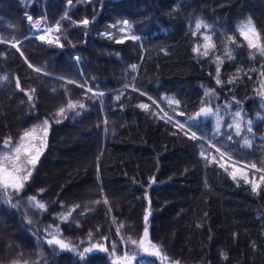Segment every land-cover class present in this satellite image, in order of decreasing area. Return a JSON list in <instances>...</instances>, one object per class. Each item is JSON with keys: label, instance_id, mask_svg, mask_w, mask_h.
<instances>
[{"label": "trees", "instance_id": "16d2710c", "mask_svg": "<svg viewBox=\"0 0 264 264\" xmlns=\"http://www.w3.org/2000/svg\"><path fill=\"white\" fill-rule=\"evenodd\" d=\"M242 30L264 48V0H0V164L48 121L23 189L0 184V264H162L146 208L169 260L264 264V53Z\"/></svg>", "mask_w": 264, "mask_h": 264}, {"label": "snow or ice", "instance_id": "6c2138e0", "mask_svg": "<svg viewBox=\"0 0 264 264\" xmlns=\"http://www.w3.org/2000/svg\"><path fill=\"white\" fill-rule=\"evenodd\" d=\"M69 4H71V0H69ZM28 19H29V21H31L32 18L28 17ZM80 23L82 25L86 26L89 23V21L87 19H84ZM123 24H124L125 28L128 27V22L127 21H124ZM248 24L249 25L251 24L250 19H249ZM201 27H208V26L207 25H202L201 23H197L196 24V29L197 30H199ZM244 27H247V25H245ZM250 31L252 32L253 36H258V34L255 33L254 28L250 29ZM241 35H243L244 38L246 40H248L249 47L258 48L259 51L264 53V48H260L259 45L253 43V40L249 38L248 32H245V31L242 30L241 31ZM128 38L129 37H125V39H128ZM130 38L133 39V40L138 39V37H136V36H132ZM39 39L41 41H44L45 40V36L41 35L39 37ZM204 39L206 41H210L211 37H204ZM53 42L54 41H51V40L48 41V43H53ZM123 42H124L123 40L118 41V43H123ZM60 47H63V45H60ZM209 47H212V45L205 44L204 45L205 51H203V53L200 52L199 47L194 48L193 51H194V53L207 56L208 55L207 49ZM228 58L232 59L231 54L228 55ZM75 59L78 60V58H75ZM221 63H223V61H221L219 59V57H217V77H219V71H220L219 64H221ZM132 68L135 69L136 66L133 65ZM36 71H39V69H37ZM216 82H217V84L221 83L219 78H217ZM229 83H231V81H229ZM89 91H90V89H89ZM206 95H209V93H206ZM213 95H214V93H213ZM29 98L31 99V97H29ZM117 99H119V97H117ZM68 107L69 108H75L76 105L70 103ZM80 107L83 108V105H80ZM141 107L147 108V105H141ZM64 111L65 110L63 108L60 109V113L61 114ZM210 114L211 115H217V113H213L211 111V109H208V110H203L202 109L201 113H198L197 116H195V117L186 118L185 122L187 123L189 121H192L193 122V126H195V122H197L199 120V117L201 115L208 116ZM181 115H183V113H181ZM240 116H241L240 112H236L235 113V117L239 118ZM57 122H59V121H57ZM217 124L219 125V119L217 121ZM248 125L249 126H248L247 131L251 132V121L248 122ZM181 127H183V126L181 125ZM229 127H232V125H229ZM235 130H236V134L239 135L240 131H241L239 123L235 124ZM34 132H35V130L30 131V132H25L23 134V136L21 137L20 146L15 148V157H8V156L5 157V160L8 162L9 167L11 169H14L15 174H14L13 171L9 170V167L0 166V173H2V175H0V184H2L5 189L11 187L12 189H14V190H16L18 192L21 189H23L24 184L29 180V178L31 176L32 169L35 167L36 163L38 162L39 156L41 154V148H42V146L44 144V138H46L47 133H48V121H44V128H43L44 137H37V136L34 135ZM190 138L193 139V140L197 139L196 134L192 133ZM228 139L231 140V136H229ZM25 140H30V143L28 145H25L24 144ZM37 140H39L40 146H37V144H36ZM8 143H10V141H6L5 142L6 145ZM244 143H245L246 146H250V143H249L248 140H245ZM21 154H23V159L21 157ZM221 155H223V154H221ZM21 165H23V168L21 167ZM220 167H224V165H220ZM250 167L252 169H255L256 165L252 164V165H250ZM231 175H232L233 179H236L237 171H233ZM243 178H244L246 183H249L246 173H243ZM260 181L264 182V175H262L260 177ZM258 187H259L258 183H252L253 191H256ZM29 199H30V201H33V202L35 201V197H31ZM105 203H106V201H105ZM35 206L38 207L39 209H44L45 208V205H43V204H36ZM70 216H71V213H69L68 216H62L60 218H61L62 221H67L70 218ZM148 219H149V216H148V214H146L145 217H144L145 228H144L143 238L140 240L139 245H138L139 247L143 248V250L145 252L148 251V247L144 246L145 245V241H146V239L148 238V235H149L148 226H147ZM117 231L119 232V229H117ZM130 242L132 244H136L137 243L136 241H130ZM47 244L59 246L60 249L69 248V245L64 243V241L59 240V239H55V238H53L51 240H47ZM149 246L152 247V248H156L155 245H149ZM95 247H97V246L94 245L93 248H95ZM93 248L85 249V252H91L93 250ZM113 249L115 250V245H113ZM101 250L107 251L106 248H101ZM161 252H162V250L156 248L155 252H153L152 254L156 255V256H159L160 260H161V262L163 264V262L166 261L168 258L166 256L162 255ZM122 259L124 260V262L126 264L128 258L124 257ZM117 264H119V261H117ZM177 264H178V262H177Z\"/></svg>", "mask_w": 264, "mask_h": 264}, {"label": "rangeland", "instance_id": "374dc122", "mask_svg": "<svg viewBox=\"0 0 264 264\" xmlns=\"http://www.w3.org/2000/svg\"><path fill=\"white\" fill-rule=\"evenodd\" d=\"M34 29H35V31H36V34H37L39 37H40L41 35H43V36H45V39H51V38L54 37V32H53L52 30H53V29H56V26L51 28V27H48V26H42V25H39V24H35V25H34ZM34 135L37 136L38 133L35 131V132H34ZM72 136L75 138L76 133L72 134ZM29 143H30V140H25V141H24V144H25V145H28ZM36 144H37V141H36ZM18 146H20V144H19ZM18 146H17V147H18ZM37 146H38V144H37ZM8 157H15V149L12 151L11 154H8ZM21 157H22V159H23V154H21ZM0 166H2V167H9L8 162H7L6 160L4 161V163L0 164ZM9 170L14 172V169H11L10 167H9ZM14 174H15V172H14ZM0 175H2V173H0ZM146 214H148V216H150V209H149V208H146L145 213H144V217H145ZM147 226H148V222H147ZM144 228H145V220H144V226H143V228H142V233H141V236H140V238H139V242H140V240L143 238ZM53 238H55V239H59V240H62V239L59 238L57 235H53V236L47 237L46 240H51V239H53ZM62 241H63V240H62ZM64 243H65V242H64ZM94 245L97 246V247L93 248ZM149 245H155L156 248L159 249L158 245H157L155 242H153V241L151 240V238L149 237V235H148V238L146 239V241H145V245H144L145 247H148V251L145 252V251L143 250V248L139 247V252H144V253H148V254H150V255H153L152 253L155 252L156 248H152V247H150ZM104 247H105V245H104V243H102V242H101V243H92V244H90V245L87 247V249H88V248H93V250H96V249H101V248H104ZM161 254H162V253H161ZM134 255H135V253H130V254L124 256V257H127V258H128L126 264H130L131 259L134 257ZM162 255H163V254H162ZM153 256H155L157 259L160 260V257H159V256H156V255H153ZM164 256H165V255H164ZM160 261H161V260H160ZM177 262H178L177 260H169V259H167L166 261H164L165 264H177ZM123 264H125L124 260H123ZM178 264H179V262H178Z\"/></svg>", "mask_w": 264, "mask_h": 264}]
</instances>
